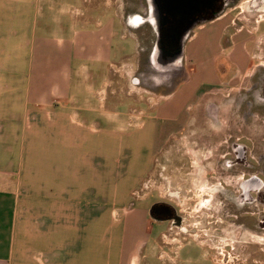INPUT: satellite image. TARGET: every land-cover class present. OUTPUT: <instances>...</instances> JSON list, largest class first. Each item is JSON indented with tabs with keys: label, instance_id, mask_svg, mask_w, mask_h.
Returning a JSON list of instances; mask_svg holds the SVG:
<instances>
[{
	"label": "crops",
	"instance_id": "crops-1",
	"mask_svg": "<svg viewBox=\"0 0 264 264\" xmlns=\"http://www.w3.org/2000/svg\"><path fill=\"white\" fill-rule=\"evenodd\" d=\"M92 1L0 0V264H152L148 206L129 199L145 201L155 155L201 99L247 69V29L225 13L193 31L174 87L115 93L126 21ZM123 93L136 99L121 112ZM115 133L127 150L135 139L132 163L115 154Z\"/></svg>",
	"mask_w": 264,
	"mask_h": 264
},
{
	"label": "flooded vegetation",
	"instance_id": "flooded-vegetation-1",
	"mask_svg": "<svg viewBox=\"0 0 264 264\" xmlns=\"http://www.w3.org/2000/svg\"><path fill=\"white\" fill-rule=\"evenodd\" d=\"M239 2L123 0L126 24L134 30L150 29L153 34L148 74L144 71L146 84L164 91L179 83L184 70L176 58L181 49L184 52L193 31L231 13ZM257 4L258 0L250 1L253 8ZM250 80L249 88L240 86L234 92L235 135L225 134L229 128L224 123L230 125L232 121L218 118L219 109L229 103L219 107L212 102L204 104L212 127L222 131L220 150L217 147L206 157L212 172H207V192L199 198L204 214L190 213L193 193L186 191L184 182L175 189L166 190L164 186L167 183L173 187V178L164 166L179 159L171 146L176 139L172 138L155 155L153 162L160 170L154 184L150 178L141 183L140 197L148 194L146 200L152 191L156 193L157 199L147 208L150 227L153 229L154 224L166 227L156 238H150L157 249L156 264H264L257 241L258 235L264 234V150L259 146H264V136H258L253 128L257 123L264 127V120L257 118L258 114L264 115V70ZM213 155H217L216 160H211ZM186 167L192 164L186 163ZM241 216L246 217L244 221H239Z\"/></svg>",
	"mask_w": 264,
	"mask_h": 264
},
{
	"label": "rangeland",
	"instance_id": "rangeland-1",
	"mask_svg": "<svg viewBox=\"0 0 264 264\" xmlns=\"http://www.w3.org/2000/svg\"><path fill=\"white\" fill-rule=\"evenodd\" d=\"M251 0H240L238 8L233 9L231 14L236 17L235 27L237 29H247L249 32L254 31L255 27H257L258 22L259 29L257 34L255 32H251V34L246 32V37L249 38L247 41L246 49L251 53V57L247 60V69L244 72H237V67L233 66L231 72L234 71L235 75H237L236 81L237 85L234 88L214 91L205 95L199 105L195 107L189 117L187 125L181 131L179 136L176 139V143L172 144V148L174 149V155L179 159H175L169 165L165 164V172L173 178V187L169 186L167 183H164V186L168 189H175L178 186L180 187L183 182L186 184L184 187L187 192L193 193V198L191 201V214H204L202 206L199 204L200 196H204L206 194V179L205 176L207 172H212L210 169V165L207 164L208 152H212L214 149L220 150L219 143L221 142V130H216V128L212 127V123L209 121V116L205 111V105L208 102H212L215 106H225L226 103H229L228 106L222 107L219 109L218 118L221 120H230L229 123H224L225 127L229 130L225 134L235 135V128H233V120L235 118L233 114V103L235 97L236 88L240 86L244 89H247L251 86L250 78L255 79L259 73L264 70V0H258V6L253 8L250 5ZM92 3L99 9L105 8L106 6H111L110 8L114 10L115 14L120 15V19L122 21L125 20L127 9H125V4L123 0H93ZM243 36L245 33H243ZM123 34V37L121 36ZM153 37L152 31L150 29L140 28V29H131L130 25L125 24L123 29H120L118 34L113 40V56L112 60L114 63V73L111 75L112 81H114L115 93L118 91L128 92L130 94L137 92L139 94L144 93L143 96L154 97L158 93H162L160 90L151 89L145 81V73L148 74V56L150 54V50L152 49L151 39ZM183 67L185 68V57L183 52V57L181 61H179ZM263 67V69H262ZM150 69V68H149ZM152 71V69H150ZM230 71V70H229ZM184 72V71H183ZM230 72V73H231ZM150 74V73H149ZM183 75L180 77L182 79ZM233 82V80H232ZM231 83V82H230ZM232 84V83H231ZM174 87V86H172ZM170 87L169 89H171ZM122 94V99L124 100L121 107L118 105L119 111L123 112L126 108L125 104L129 102L130 96ZM133 99L136 97H131L130 102L133 103ZM226 102V103H225ZM133 106L130 107V111ZM228 114H227V112ZM258 119L264 120V115L258 114ZM262 123V122H261ZM264 124V121H263ZM257 131V135L262 137L264 136V127L257 123L255 127H253ZM137 129L136 126H130L127 131ZM111 136V135H110ZM109 137V136H108ZM128 137V136H127ZM125 135L117 134L113 135V149L115 154L118 150H120L122 157L120 159L135 161L137 158L136 151V143L135 139L131 141L129 144L131 145L126 149L120 140L127 139ZM150 138L149 132H146L145 140L148 141ZM174 139V140H175ZM259 139V138H258ZM128 141V140H127ZM259 141H262L259 139ZM264 143V141H262ZM125 143V142H124ZM260 143V142H259ZM260 143V144H263ZM135 146V147H134ZM260 146V149L264 150V146ZM179 151V154L177 152ZM182 153V154H181ZM128 155L131 157L128 158ZM183 157V158H182ZM217 155H213V159L216 160ZM166 161L163 160V163ZM186 163L192 164V167H186ZM159 167L157 164L152 162L149 167L146 177L144 180L150 178L151 184H154L155 177L158 174ZM143 180V181H144ZM169 187V188H168ZM151 189V187H150ZM208 190V189H207ZM123 191V189L121 190ZM120 191V192H121ZM141 193V191H139ZM146 192V191H145ZM153 193L148 197L145 201L138 202L135 198L130 197L129 202L132 201L136 203L137 206H148L149 203L157 199L156 193ZM140 196V194H138ZM246 217H239V221L245 219ZM241 223V222H240ZM166 227L163 225H153V229L150 235V238H156L161 231H164ZM244 236V235H243ZM257 237L258 243V251L263 252L264 254V234H259ZM190 253V249H189ZM191 253H194L191 250ZM149 262L152 264H156L155 259H150Z\"/></svg>",
	"mask_w": 264,
	"mask_h": 264
},
{
	"label": "water",
	"instance_id": "water-1",
	"mask_svg": "<svg viewBox=\"0 0 264 264\" xmlns=\"http://www.w3.org/2000/svg\"><path fill=\"white\" fill-rule=\"evenodd\" d=\"M182 57H183V49L180 50V52H179V54H178V56L176 58V63L181 61Z\"/></svg>",
	"mask_w": 264,
	"mask_h": 264
}]
</instances>
